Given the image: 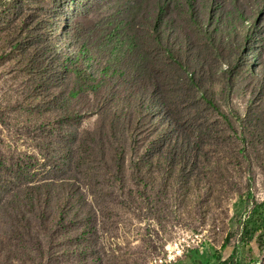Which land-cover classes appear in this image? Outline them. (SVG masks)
Instances as JSON below:
<instances>
[{
    "label": "trees",
    "instance_id": "trees-1",
    "mask_svg": "<svg viewBox=\"0 0 264 264\" xmlns=\"http://www.w3.org/2000/svg\"><path fill=\"white\" fill-rule=\"evenodd\" d=\"M41 1L12 0L36 20L44 9ZM95 1L83 17V25L79 23L77 28L81 26L98 41H113L111 53L122 50L118 61L128 71V80L150 88L172 120L185 127L189 135L182 144L172 147L170 166L172 171L179 166L177 182L190 177L197 164L195 159L211 135V124L204 115L211 109L220 110L221 100L231 98L239 76L253 72L245 49L264 51L256 23L239 48L236 62L210 79L204 57L197 58L195 65L190 64L191 58L185 60L187 47L197 56L208 53L213 46L214 34L209 39L198 21L201 1ZM10 11L11 1L0 0V16ZM35 23L26 25L28 33ZM15 31L14 27L13 36ZM21 43L17 40L12 46L17 48ZM81 52H88L87 43L81 45ZM44 55L47 70L31 87H43L46 93L32 94L31 100L12 101L40 118L23 127L36 152L23 154L7 147L0 128V264H149L150 238L142 239V244L134 246L136 249L115 243L119 224L116 208L140 215L149 200L153 211L165 214L159 209L161 202L149 195L145 170L147 162H153L170 139L155 140L142 153L144 145L129 140L124 134L127 131L120 128L119 117L107 119L94 129L83 127V116L72 111L70 103L83 88L84 70L70 63L56 67L48 48L41 51L35 44H28L26 65L32 66ZM60 72L74 74L79 85L62 90L64 80L52 77ZM49 80L55 84H49ZM204 83H208L206 94L201 92ZM92 84L97 88L101 82L92 79ZM212 84H219V89L211 88ZM3 116L0 110L1 120ZM150 172H156L155 168ZM160 191L168 197L166 189ZM254 235L264 246V202L245 220L242 238L251 241ZM131 256L134 261H125ZM220 264H236L234 256Z\"/></svg>",
    "mask_w": 264,
    "mask_h": 264
},
{
    "label": "rangeland",
    "instance_id": "rangeland-1",
    "mask_svg": "<svg viewBox=\"0 0 264 264\" xmlns=\"http://www.w3.org/2000/svg\"><path fill=\"white\" fill-rule=\"evenodd\" d=\"M8 1L12 11L0 16V110L4 113L0 128L6 146L23 154L36 152L23 127L40 118L23 109V105H13L12 101L31 100L32 94L46 93L43 87H31L47 70L45 55L30 66L26 65L25 53L28 44H35L41 51L48 48L56 67L62 63L64 68V64L70 63L81 67L86 74L80 94L70 103L71 110L83 116V127L94 129L107 119L119 117L120 128L127 131L124 134L129 140L144 145L142 153L153 141L170 139L153 162L147 160L145 170L149 195L161 202L159 209L165 214L153 211L149 200L140 215L124 207L116 208L119 224L115 243L136 249L134 246L142 244V239L150 238L151 261L184 238L183 256L170 264H220L231 255L236 264H261L264 246L258 235L251 241H244L242 236L245 220L264 202V51L245 49L253 63V72L239 76L231 98L221 100L220 110L211 109L204 115L211 124L208 143L195 159L197 164L190 177L177 182L179 166L172 171L170 153L176 143L187 140L189 133L172 120L150 88L128 80V71L118 61L122 50L111 53L113 41L109 44L98 41L81 27L87 10L96 1L42 0L44 9L39 20L31 13L24 14L18 3ZM198 1L202 3L198 21L209 39L214 34L213 46L208 53L197 56L187 47L186 52L190 54H186L185 60L191 58L190 64L195 65L197 58L204 57L206 75L212 79L236 62L238 50L255 23V31L260 32L257 31V37L264 41V0ZM34 22L28 33L26 25ZM17 40H22V45L13 48ZM84 42L88 44L85 54L81 52ZM61 72L52 77L64 80L62 90L79 85L74 74ZM92 79L101 84L92 87ZM52 83L55 81L49 80ZM207 84L201 88L202 93H207ZM212 85L211 88L219 89V84ZM185 125L189 127V123ZM153 168L154 173L150 172ZM162 188L168 191V197L160 191ZM132 256L125 261H134Z\"/></svg>",
    "mask_w": 264,
    "mask_h": 264
},
{
    "label": "built area",
    "instance_id": "built-area-1",
    "mask_svg": "<svg viewBox=\"0 0 264 264\" xmlns=\"http://www.w3.org/2000/svg\"><path fill=\"white\" fill-rule=\"evenodd\" d=\"M183 239H179L170 247H167L162 256L153 258L149 262V264H170L176 261L177 258L183 256L184 253L183 251L184 245L182 243ZM188 245L190 244L188 243Z\"/></svg>",
    "mask_w": 264,
    "mask_h": 264
}]
</instances>
